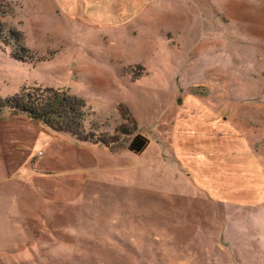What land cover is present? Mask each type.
<instances>
[{
  "label": "rangeland",
  "instance_id": "374dc122",
  "mask_svg": "<svg viewBox=\"0 0 264 264\" xmlns=\"http://www.w3.org/2000/svg\"><path fill=\"white\" fill-rule=\"evenodd\" d=\"M91 3L0 0V121L56 140L30 149L43 200L68 183L0 264H264V0H152L108 29ZM47 90L80 124L3 107Z\"/></svg>",
  "mask_w": 264,
  "mask_h": 264
},
{
  "label": "crops",
  "instance_id": "0c3cea01",
  "mask_svg": "<svg viewBox=\"0 0 264 264\" xmlns=\"http://www.w3.org/2000/svg\"><path fill=\"white\" fill-rule=\"evenodd\" d=\"M80 1L83 0H63L71 11L79 9ZM89 1L94 2L91 4L95 6L96 12L98 11L95 15L104 16L102 21H107L108 18L112 19L114 24H107L108 29L114 27L116 20L122 21L121 24L117 25L122 27L131 22L133 18L143 17V12L152 0ZM207 1L211 7L213 0ZM99 4L103 6L102 9ZM245 5L249 6V4L236 1L233 4L234 7H239L240 9H243ZM80 6H84V3ZM220 11L222 12L221 8ZM125 18L127 20L123 21ZM32 123L28 120L25 121L24 118L23 120L0 121V251L6 255L13 254L11 250L12 244L21 229L20 222H25L26 220H48L50 205L62 200L63 196L68 194V183L64 180L54 190L55 195L49 200H43L45 196L36 190V186L33 184L37 182L36 180H40L45 185L48 184V181L44 178L45 175L42 172L34 171L35 159L31 158L30 149L34 150L32 152L33 156L35 155L34 157L37 158L36 141L41 143L42 147L50 141L52 142L48 144H55L56 140L51 138L50 141L45 142V135L51 137V133L47 132L45 128L38 130L35 123ZM33 129L39 131L38 137L40 139L34 137ZM14 137L16 141L11 146L10 140L15 139ZM2 138H4L5 143L1 145ZM51 156L55 155L51 154ZM60 156L67 159L65 155ZM30 162H32L31 165ZM47 166V160H44L40 163L38 169L44 172ZM35 168L37 169V167ZM59 178H64V176L60 174Z\"/></svg>",
  "mask_w": 264,
  "mask_h": 264
},
{
  "label": "trees",
  "instance_id": "16d2710c",
  "mask_svg": "<svg viewBox=\"0 0 264 264\" xmlns=\"http://www.w3.org/2000/svg\"><path fill=\"white\" fill-rule=\"evenodd\" d=\"M47 96L50 99V102L41 103L39 100L33 101V98L38 99L40 97ZM38 97V98H37ZM50 97V98H49ZM16 101V102H15ZM44 104V105H43ZM85 106L84 101L76 97H70L65 92H58L54 90H47L42 92L40 95H26L24 99L11 100L10 102L3 105V107H8L12 111H19L27 113L29 117L35 120H39L44 124L52 128V116H57L65 120L67 128H61L60 131H69L74 127L75 123L78 120L79 122L81 114L79 111ZM35 112V113H34ZM54 129V128H53ZM55 130V129H54ZM87 142V140H84ZM104 145L105 142H102ZM148 146V141L143 136H136L129 145V151L134 154L143 153Z\"/></svg>",
  "mask_w": 264,
  "mask_h": 264
}]
</instances>
